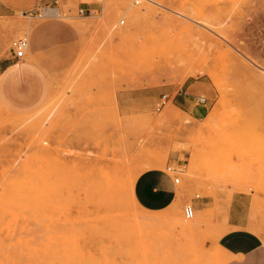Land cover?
Segmentation results:
<instances>
[{
    "label": "rangeland",
    "instance_id": "374dc122",
    "mask_svg": "<svg viewBox=\"0 0 264 264\" xmlns=\"http://www.w3.org/2000/svg\"><path fill=\"white\" fill-rule=\"evenodd\" d=\"M30 55L40 99L0 100V264H224V210L183 218L194 193L236 191L264 231V0H0V68ZM169 150L186 197L143 210L133 181Z\"/></svg>",
    "mask_w": 264,
    "mask_h": 264
},
{
    "label": "crops",
    "instance_id": "0c3cea01",
    "mask_svg": "<svg viewBox=\"0 0 264 264\" xmlns=\"http://www.w3.org/2000/svg\"><path fill=\"white\" fill-rule=\"evenodd\" d=\"M39 30L40 28L34 24L28 34ZM29 50L35 52L36 44H27L25 51ZM31 60V55L26 56L24 61L15 64L6 63L0 68V100H6L8 103L5 96L8 93L14 95V103L21 104L23 107L35 103L41 97V75ZM195 86V80L188 81L185 78L182 86L172 96V104L181 110H188L190 101L194 97ZM166 164L178 166L186 163L180 162L177 150H169ZM184 168H181L179 179ZM172 177L164 168L158 166L148 167L139 172L132 186V194L138 206L146 211H158L174 201L184 200L185 189L173 182ZM236 193V191L230 192L227 202L216 201L212 195L204 194L190 198V203L199 208L207 205L224 210V215L217 218V226H223L224 231L216 239L219 250L230 255L228 261L223 262L224 264H264V231L247 227L251 223L250 219L244 216V210L249 209V205L248 208L245 204L241 206L242 216L236 214L239 209L238 203L235 202ZM241 196L248 199L250 197L243 192Z\"/></svg>",
    "mask_w": 264,
    "mask_h": 264
},
{
    "label": "built area",
    "instance_id": "2783aa9c",
    "mask_svg": "<svg viewBox=\"0 0 264 264\" xmlns=\"http://www.w3.org/2000/svg\"><path fill=\"white\" fill-rule=\"evenodd\" d=\"M56 0H54L55 2ZM83 10H85V7H79L77 9V11L79 13H82ZM27 14L28 15H33V16H36V17H40L43 15V13L41 11H31V10H28L27 11ZM121 22V21H119ZM27 39L25 36H17V37H14L13 39H11L10 41V50H11V55L14 57V58H20L24 55L25 53V50L27 48ZM166 96V94H162L161 95V100L163 101L164 97ZM196 100L197 101H203L204 100V97L202 95H198L196 97ZM179 166V165H178ZM177 165H171V164H166L164 166V169L165 171L169 172L173 177H172V180L173 182L177 183L179 182V174L181 173L182 169L181 167H178ZM198 194L197 193H194V196L196 197ZM193 215V206L190 202H186L182 205V216L183 218L185 219H188V218H191Z\"/></svg>",
    "mask_w": 264,
    "mask_h": 264
},
{
    "label": "bare ground",
    "instance_id": "6f19581e",
    "mask_svg": "<svg viewBox=\"0 0 264 264\" xmlns=\"http://www.w3.org/2000/svg\"><path fill=\"white\" fill-rule=\"evenodd\" d=\"M48 9H49V8H48ZM45 10H47V8H45ZM45 10H44V11H45ZM204 23H205V22H204Z\"/></svg>",
    "mask_w": 264,
    "mask_h": 264
}]
</instances>
